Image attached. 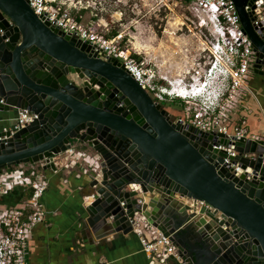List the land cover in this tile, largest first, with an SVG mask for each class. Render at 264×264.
I'll list each match as a JSON object with an SVG mask.
<instances>
[{"label":"water","instance_id":"95a60500","mask_svg":"<svg viewBox=\"0 0 264 264\" xmlns=\"http://www.w3.org/2000/svg\"><path fill=\"white\" fill-rule=\"evenodd\" d=\"M234 2L264 76L253 1ZM24 109L37 118L1 133L0 175L22 164L59 170L74 143L88 145L101 160L84 194L95 231L128 235L142 218L187 264H264V136L176 121L117 58L43 21L28 0H0V111Z\"/></svg>","mask_w":264,"mask_h":264},{"label":"built area","instance_id":"2783aa9c","mask_svg":"<svg viewBox=\"0 0 264 264\" xmlns=\"http://www.w3.org/2000/svg\"><path fill=\"white\" fill-rule=\"evenodd\" d=\"M159 1L187 3L197 22L207 28V33H201L200 37L209 52L210 60L205 62L204 66L199 65L191 83L181 82L174 86L156 66L138 61L130 50L123 48L122 34L107 36L94 28V22L88 24L74 17L75 12L83 17L81 12L92 6L90 0H28L34 12L43 21H48L54 28L87 41L101 58H117L158 103L173 102L174 94L180 100L188 102L183 115L176 121L192 124L204 131L218 130L230 134L231 130L226 124L228 112L236 106L242 89L252 92L245 79L258 60L234 0ZM252 1L253 5L247 8L253 12V25L264 38V0ZM99 22V25H108L105 20ZM190 22L195 23L194 20ZM163 80L174 88V93L162 85ZM180 93L187 96L182 97ZM36 118L37 115L31 111L20 110L9 130L15 133ZM235 133L241 137L259 138L257 135H251L246 127L238 129ZM234 150L235 147L232 146L227 150L228 154L235 156ZM68 156V163L86 166L88 173H98L101 160L97 153L73 145L68 151ZM225 163H230L229 158L225 159ZM231 167L238 174L243 173L239 165L232 164ZM49 186V178L40 163L22 164L6 169L0 175V197L9 195L18 187L25 192H32L30 198L18 207H0V264H27L28 242L34 229L46 219L47 212L42 199ZM197 202L201 207L213 209L205 201ZM137 223L135 233L149 258L161 256L164 257L160 260L161 264H170L171 257H174L175 264H187L170 237L165 236L145 219L141 218Z\"/></svg>","mask_w":264,"mask_h":264},{"label":"crops","instance_id":"0c3cea01","mask_svg":"<svg viewBox=\"0 0 264 264\" xmlns=\"http://www.w3.org/2000/svg\"><path fill=\"white\" fill-rule=\"evenodd\" d=\"M245 81L252 92L242 89L236 106L228 112L226 124L231 131L246 127L251 135L264 136V76L252 69ZM183 103L188 104L183 100L171 102L178 111ZM17 115L18 111H0V135L10 129ZM60 161L59 170H45L50 182L42 199L47 214L28 242L27 264H161L164 257L149 258L135 232L125 235L105 227L94 230L83 210L91 173L86 166ZM20 189L0 197V207L22 204L25 193ZM170 264H175L174 258Z\"/></svg>","mask_w":264,"mask_h":264},{"label":"rangeland","instance_id":"374dc122","mask_svg":"<svg viewBox=\"0 0 264 264\" xmlns=\"http://www.w3.org/2000/svg\"><path fill=\"white\" fill-rule=\"evenodd\" d=\"M90 1L92 6L81 12L83 17L76 12L74 17L84 23L94 22V28L107 36L122 34V47L130 50L138 61L156 66L174 86L181 82L191 83L199 65L204 66L205 62H209V52L200 37L201 33H207V28L197 22L187 3H162L159 0ZM100 20H105L108 25H99ZM167 81L163 80L162 85L174 93V88ZM175 95L172 96L173 101L180 100ZM162 105L168 108L172 104L164 102ZM185 105L180 104L177 108L182 110ZM74 145L86 149L82 144Z\"/></svg>","mask_w":264,"mask_h":264},{"label":"trees","instance_id":"16d2710c","mask_svg":"<svg viewBox=\"0 0 264 264\" xmlns=\"http://www.w3.org/2000/svg\"><path fill=\"white\" fill-rule=\"evenodd\" d=\"M171 106H173V105H171ZM171 106L168 107V108L166 107V108H167L168 110H170L172 113H174V115H176L177 117L183 115L184 108H182L181 111H178V110H175V108H174V107H171ZM20 190H21V189H20ZM21 191H22L23 193H25V194H24V195H25V196H24V198H25L24 200H28V199L30 198L32 192H31V191H27V192H25L24 189H22ZM19 192H20V191H19ZM16 193H17V191H16ZM24 200H23V201H24Z\"/></svg>","mask_w":264,"mask_h":264},{"label":"flooded vegetation","instance_id":"af4514ba","mask_svg":"<svg viewBox=\"0 0 264 264\" xmlns=\"http://www.w3.org/2000/svg\"><path fill=\"white\" fill-rule=\"evenodd\" d=\"M83 146H85V148H86V150H91V148L88 146V145H83Z\"/></svg>","mask_w":264,"mask_h":264},{"label":"bare ground","instance_id":"6f19581e","mask_svg":"<svg viewBox=\"0 0 264 264\" xmlns=\"http://www.w3.org/2000/svg\"><path fill=\"white\" fill-rule=\"evenodd\" d=\"M138 47H139V45H138ZM180 95H181L182 97H183L184 95H185V96H187V95H186V94H184V93H180Z\"/></svg>","mask_w":264,"mask_h":264}]
</instances>
